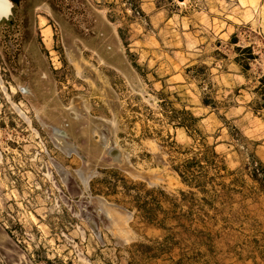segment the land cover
I'll return each instance as SVG.
<instances>
[{"label": "rangeland", "instance_id": "374dc122", "mask_svg": "<svg viewBox=\"0 0 264 264\" xmlns=\"http://www.w3.org/2000/svg\"><path fill=\"white\" fill-rule=\"evenodd\" d=\"M262 80L264 0L14 4L0 264H264Z\"/></svg>", "mask_w": 264, "mask_h": 264}, {"label": "bare ground", "instance_id": "6f19581e", "mask_svg": "<svg viewBox=\"0 0 264 264\" xmlns=\"http://www.w3.org/2000/svg\"><path fill=\"white\" fill-rule=\"evenodd\" d=\"M11 9H12V4L8 0H0V18H2V17H8L10 15V10ZM74 52L76 53V55H77V57L79 59V64H78L79 69L80 70L81 69L82 70L85 69L86 66H84L82 64V61L83 60H82L81 56L79 55L78 50L77 49H74Z\"/></svg>", "mask_w": 264, "mask_h": 264}, {"label": "water", "instance_id": "95a60500", "mask_svg": "<svg viewBox=\"0 0 264 264\" xmlns=\"http://www.w3.org/2000/svg\"><path fill=\"white\" fill-rule=\"evenodd\" d=\"M8 1L12 4V9H13L14 4H13L10 0H8ZM179 1L182 2L183 0H179ZM12 9L10 10V15H9L8 17H2V18H0V22H2L3 20L8 19V18L11 16V14H12ZM54 133H55V135H56L57 137H59V138H62V139H66V138H67V135H66L64 132L56 131V130H55ZM72 153H73V151H69V152H68L69 155L72 154ZM109 155H110V156H111L116 162H120L121 154L119 153L118 150H116V149H111L110 152H109Z\"/></svg>", "mask_w": 264, "mask_h": 264}, {"label": "trees", "instance_id": "16d2710c", "mask_svg": "<svg viewBox=\"0 0 264 264\" xmlns=\"http://www.w3.org/2000/svg\"><path fill=\"white\" fill-rule=\"evenodd\" d=\"M11 2H13L14 4H19V2H20V0H10ZM234 42L235 43H237V39H234ZM237 51L238 52H242V53H250V49H246V50H244V51H242L241 49H237ZM237 63H241V60H240V58H238L237 60ZM245 68H246V70H247V68H248V65L246 64L245 65ZM262 82L264 83V80H262ZM206 103V102H205Z\"/></svg>", "mask_w": 264, "mask_h": 264}]
</instances>
